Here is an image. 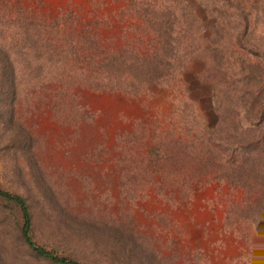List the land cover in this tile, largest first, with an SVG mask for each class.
Listing matches in <instances>:
<instances>
[{
  "label": "rangeland",
  "instance_id": "obj_1",
  "mask_svg": "<svg viewBox=\"0 0 264 264\" xmlns=\"http://www.w3.org/2000/svg\"><path fill=\"white\" fill-rule=\"evenodd\" d=\"M256 5L253 10L264 9V0ZM123 6L124 0H0V55L15 58L18 80L13 98L0 93V186L29 198L33 186L43 183L67 217L96 226L89 233L99 240L95 245L72 236L44 239L55 251L66 248L92 264H264L244 188L214 167L215 156H190L221 124V113L231 104L225 95L239 91L238 62L230 55L222 64L224 77L203 79V48L170 79L138 92L52 79L84 76L83 59L77 57L83 47L97 56L124 45L146 51L150 33L135 31ZM193 11L207 36L213 17L196 3ZM253 12L248 27L259 34L264 23L253 26ZM23 18L51 25L33 28ZM44 75L50 78L42 80ZM74 105L86 115L72 119ZM241 115L239 124L245 126ZM137 129L130 141L128 134ZM166 129L172 139L159 165L149 150ZM0 204L12 209L13 220H6L15 224V206L1 198ZM38 223L47 233L48 222ZM121 232L126 239L118 237ZM12 233L0 223L4 250L16 247ZM8 260L53 264L12 252Z\"/></svg>",
  "mask_w": 264,
  "mask_h": 264
},
{
  "label": "trees",
  "instance_id": "obj_2",
  "mask_svg": "<svg viewBox=\"0 0 264 264\" xmlns=\"http://www.w3.org/2000/svg\"><path fill=\"white\" fill-rule=\"evenodd\" d=\"M124 1L125 6L121 11L129 18L133 29L137 32L144 30L150 33L146 51L142 52L135 46L124 45L106 54L101 52L97 56V53L86 51L83 47L82 55L79 56L74 48H71L78 59H83L84 76L71 80L70 75L66 77L54 75L52 79L138 92L146 88L147 84H157L170 79L177 70L186 66L191 53L203 48L204 65L200 72L203 79H212L216 74L224 77L226 69L222 64L230 55L236 63L238 62L234 68L241 83L239 91L236 95H225L230 98L231 104L221 113V124L208 140L207 136L203 138V143L196 148L197 153L190 156L201 157L202 152L208 154L205 159L215 156L214 167L218 169L220 166L223 176L234 185L244 188L247 198L244 206L255 214H251L249 218L256 225L261 240V252L264 254V28L258 34L254 33L255 28L248 27L252 11L253 26L257 20L264 23V9L259 5L258 11L253 10L257 6V0ZM194 3L205 7L208 14L213 17L214 23L207 36L202 35L201 19L193 11ZM61 17L53 18L51 23ZM23 20L25 26L32 25L38 29L42 28L41 24L51 25L46 20L43 22L26 18ZM204 41L207 42L205 47ZM233 47L242 50L243 54L235 53ZM15 65V58L9 53L0 55L2 97L13 98L16 94L18 80L14 72ZM49 75H44L41 79H48L52 74ZM74 108L70 114L72 119L78 120V115H86L81 106L74 105ZM239 110L241 117L248 123L245 126L239 124ZM229 125L231 129H228ZM137 134L138 129L128 134L129 140L134 141ZM171 136L170 130L166 129L160 136L162 141L152 144L149 150L159 165L164 164L163 149L169 147ZM163 139L167 140V144ZM185 152L187 153L186 150ZM33 187L35 194L28 198L18 191L0 186V198L15 206L18 212L17 222L8 223L6 217L15 214L8 205L0 204V223L5 221L8 229L13 231V243L16 245L12 250H4L0 238L1 264H8L11 252L14 257L22 256V259H26V256H29L32 260L42 259L53 264H92L67 252L66 248L62 252L55 251L53 247L47 246L44 239L49 237L57 239L58 235L64 238L72 236L78 241L85 240L87 244L95 245L99 240L89 233L97 229L96 226L87 225L88 222L82 224L77 216L67 217L66 209L64 206L59 208L54 203L52 192L45 184L38 183ZM241 210L239 207V211ZM43 219L49 224L47 233L38 225V221L42 222ZM119 235L121 240L126 239L122 238V232ZM20 247H23L22 251Z\"/></svg>",
  "mask_w": 264,
  "mask_h": 264
}]
</instances>
